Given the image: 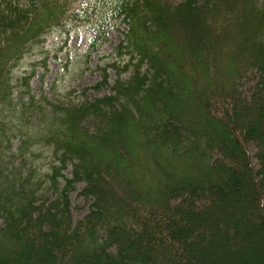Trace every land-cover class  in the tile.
Returning <instances> with one entry per match:
<instances>
[{"label":"trees","instance_id":"obj_1","mask_svg":"<svg viewBox=\"0 0 264 264\" xmlns=\"http://www.w3.org/2000/svg\"><path fill=\"white\" fill-rule=\"evenodd\" d=\"M0 264H264V0H0Z\"/></svg>","mask_w":264,"mask_h":264},{"label":"rangeland","instance_id":"obj_2","mask_svg":"<svg viewBox=\"0 0 264 264\" xmlns=\"http://www.w3.org/2000/svg\"><path fill=\"white\" fill-rule=\"evenodd\" d=\"M88 43V31L86 25L77 26L73 29H68L65 33L52 31L45 39V49L49 50L50 56L48 60L49 72L46 76V81L56 80L63 75L59 67L58 60H64L66 56L73 58V65L75 64L74 57L76 54L85 49ZM115 43L114 33L110 32L109 42L105 43L98 52L93 54V59L90 63L91 71L85 72L76 81L77 84L84 86L91 84L94 80L99 78V72L94 70L97 63H102L110 57V52ZM53 54L57 59H54ZM34 57H25L22 64H27L28 60ZM27 62V63H26ZM111 74V73H110ZM33 84H37L36 79H33ZM59 88V85L56 83ZM62 86V85H60ZM97 93V92H96ZM95 94V92H94ZM71 214L76 219L83 215L86 211V205L83 198L77 196L74 192L70 194Z\"/></svg>","mask_w":264,"mask_h":264}]
</instances>
